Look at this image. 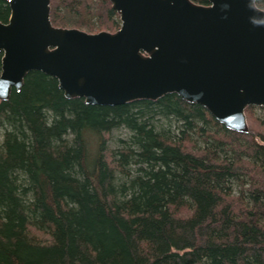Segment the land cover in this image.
Here are the masks:
<instances>
[{"label":"trees","instance_id":"obj_1","mask_svg":"<svg viewBox=\"0 0 264 264\" xmlns=\"http://www.w3.org/2000/svg\"><path fill=\"white\" fill-rule=\"evenodd\" d=\"M51 21L121 27L110 0H51ZM256 109L241 133L176 93L93 105L29 72L0 100V264H264Z\"/></svg>","mask_w":264,"mask_h":264},{"label":"water","instance_id":"obj_2","mask_svg":"<svg viewBox=\"0 0 264 264\" xmlns=\"http://www.w3.org/2000/svg\"><path fill=\"white\" fill-rule=\"evenodd\" d=\"M7 1L0 100L41 71L67 98L93 105L176 93L241 133L249 131L246 109L264 107V10L257 0H110L121 20L114 33L55 27L51 0Z\"/></svg>","mask_w":264,"mask_h":264},{"label":"rangeland","instance_id":"obj_3","mask_svg":"<svg viewBox=\"0 0 264 264\" xmlns=\"http://www.w3.org/2000/svg\"><path fill=\"white\" fill-rule=\"evenodd\" d=\"M256 113H257V115H259V116H263V115H264L263 112H262L261 110H257V109H256ZM119 133H120V132H116L117 135L124 134V133H121V134H119Z\"/></svg>","mask_w":264,"mask_h":264}]
</instances>
